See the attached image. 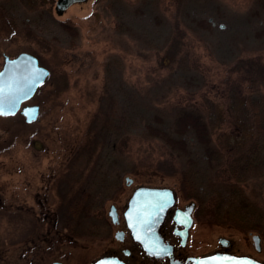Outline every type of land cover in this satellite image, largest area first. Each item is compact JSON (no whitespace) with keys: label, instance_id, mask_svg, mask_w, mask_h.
Returning <instances> with one entry per match:
<instances>
[{"label":"rangeland","instance_id":"374dc122","mask_svg":"<svg viewBox=\"0 0 264 264\" xmlns=\"http://www.w3.org/2000/svg\"><path fill=\"white\" fill-rule=\"evenodd\" d=\"M263 28V0H89L62 13L55 0H0V70L5 56L26 52L50 71L23 104L40 106L36 122L26 123L20 112L0 117V264H19L21 233L31 229L33 211L61 223L62 231L69 209L82 204L90 207L88 223L110 220L111 205L123 223L142 186L173 189L180 207L195 200L182 187L190 163L133 127L131 100L166 126L180 111L198 110L221 155L219 162L197 163L205 202L195 200L202 213L181 252L211 253L223 237L229 252L264 263V234L212 217L215 192L232 182L228 161L255 137L247 98L264 95ZM243 186L264 209V171ZM99 242L79 240L71 255L95 257ZM129 261L163 264L138 248Z\"/></svg>","mask_w":264,"mask_h":264},{"label":"trees","instance_id":"16d2710c","mask_svg":"<svg viewBox=\"0 0 264 264\" xmlns=\"http://www.w3.org/2000/svg\"><path fill=\"white\" fill-rule=\"evenodd\" d=\"M198 23L206 28L212 27L210 21L202 20ZM66 28L75 34L72 28ZM261 33L264 34V28ZM131 102L135 108L133 127L143 129L146 134L162 140L186 163H190L191 167L186 170L187 180L183 181L182 187L184 190L188 188V195L203 205L205 199L198 188V178L203 175L204 169L197 163H214L221 159L220 153L212 145L203 115L198 110H182L175 117L173 125L166 126L163 118L157 114L150 116L141 109V105ZM247 104L253 118L255 137L247 149L228 161L227 170L232 182L226 184L223 190L215 192L217 202L212 217L218 223L232 225L241 231L264 234V209L250 199L243 186L252 175L264 171V95L248 97ZM84 209L82 205L75 206L73 220L78 222L77 218H82ZM201 211L199 208L198 215H201Z\"/></svg>","mask_w":264,"mask_h":264},{"label":"flooded vegetation","instance_id":"af4514ba","mask_svg":"<svg viewBox=\"0 0 264 264\" xmlns=\"http://www.w3.org/2000/svg\"><path fill=\"white\" fill-rule=\"evenodd\" d=\"M56 1V9L59 0ZM74 1L71 6L77 5L80 3H86L89 0H72ZM127 181V180H126ZM130 184V183H129ZM132 184V183H131ZM174 191V190H173ZM176 202L175 205L169 210L165 222L161 227V234L164 237V240L170 242L174 246V257L172 259L165 258H154L146 254L140 246L139 243L133 240L130 230L126 224L123 216V223L120 219V214L115 205H111L108 216L110 220H102V222L97 223H88V214L90 211L89 205L85 206V213L82 215V218L79 219L78 222L73 220L74 211L69 209L70 214L67 219L64 221V230H60L61 223H56V220L53 223H47L46 218H41L40 215L36 214V211H33L32 218V226L31 229L25 233H21L20 239V250H19V264H96L99 260L106 257H117L122 260L125 264H131L129 258L134 254V249L138 248L140 252L150 259H154L157 261H161L163 264H193L191 261L192 257H201L208 254L216 253V252H228V249L223 248H215V250L211 253H204L199 255H184L181 250L184 248L190 238V230L193 227L195 217L198 215V207L197 202L195 200L190 203H186L182 207L178 206V197L177 193L174 191ZM129 202V201H128ZM193 204L191 210V218L192 224L189 227L185 242L183 243V237L181 233L184 232L185 225L177 224L174 216L177 210H185L188 206ZM42 203H39V214L42 213ZM82 206H84L82 204ZM128 206V204H127ZM112 208H115L117 219L114 220V217L111 215ZM80 215V213H78ZM81 219V220H80ZM180 221L184 223L187 221L186 216L180 217ZM45 222V223H44ZM124 224L125 230L118 229L123 227ZM167 229L173 235L174 240H170L166 237L163 232L164 228ZM114 235V239H111V236ZM84 238H90L92 242L95 240H101L99 242V246L102 247L101 252L97 256L90 257L88 254H79L76 258H74L72 254V246L78 245L79 240ZM125 244V247H122ZM130 245V246H129ZM230 245V244H229ZM68 246V247H64ZM233 254V253H231ZM237 255V254H235ZM47 258H50L48 261ZM17 264V263H15Z\"/></svg>","mask_w":264,"mask_h":264},{"label":"water","instance_id":"95a60500","mask_svg":"<svg viewBox=\"0 0 264 264\" xmlns=\"http://www.w3.org/2000/svg\"><path fill=\"white\" fill-rule=\"evenodd\" d=\"M74 1L72 0H59L57 5V12L62 13L67 7H69ZM10 69L16 70L19 74L23 75L29 69H35L37 75L39 76V80L35 83L24 82L22 81V88L26 95L21 96L18 100L15 108L11 109V114H0L2 117L14 116L18 112L21 111V114L25 117V121L28 124L36 122L40 115V106L38 105H26L23 104L29 100H31L38 89L46 82L47 78L50 76L49 69L40 65L37 57L30 53H20L18 56L14 58H10L5 56L3 68L0 72L7 73ZM5 110L8 111V104L5 102ZM128 183H132L133 180L130 178L126 179ZM163 201L162 210L156 205ZM176 198L174 191L170 188H154V187H139L137 188L128 203V207L124 212V218L128 229L131 232L132 238L134 241L140 244L142 250L146 252L147 255L154 258H165L168 257L172 259L174 257V246L164 240L163 235L161 234V227L165 222L167 214L169 210L175 205ZM193 204L188 206L185 210H177L175 213V220L179 225H185L184 232L181 233L183 237V243L185 242L186 233L189 227L192 224L191 218V210ZM143 210L145 215L150 216L149 224L150 228L134 229L129 225L128 213L132 212L133 215V223H136L137 212ZM111 215L114 217V220L117 219V214L115 208H112ZM186 216L187 221L182 223L180 221V217ZM137 236H140V239H137ZM220 244L224 248H228L230 241L226 238L219 239ZM253 242L258 251L261 250V237L259 235L253 236ZM163 249L160 255H156L155 252ZM213 257L215 261L213 264H223V262L227 261L231 257H249V256H238L228 252H216L209 255L201 256V257H192L191 261L193 264H198L199 261L204 260L205 258ZM251 258L256 264H264L252 257ZM99 262H105V264H125L122 260L117 257H106L99 260Z\"/></svg>","mask_w":264,"mask_h":264},{"label":"snow or ice","instance_id":"6c2138e0","mask_svg":"<svg viewBox=\"0 0 264 264\" xmlns=\"http://www.w3.org/2000/svg\"><path fill=\"white\" fill-rule=\"evenodd\" d=\"M37 80H39V76L35 69H29L23 75L19 74L14 69H10L7 73L0 72V114H11V109L16 107L21 96L26 95L21 86L22 81L35 83ZM5 102L8 104V111L5 110ZM156 206L162 210L163 201ZM128 218L129 225L134 229L150 228V216L145 215L143 210L137 212L136 223H133L132 212L128 213ZM140 238V236H137V239ZM162 251L163 249H160L156 251L155 254L160 255ZM213 261H215V258L208 257L199 261L198 264H213ZM99 264H105V262H99ZM223 264H256V262L249 257H231L223 262Z\"/></svg>","mask_w":264,"mask_h":264}]
</instances>
